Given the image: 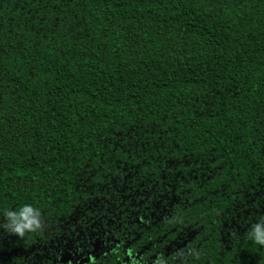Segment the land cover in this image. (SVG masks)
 Returning a JSON list of instances; mask_svg holds the SVG:
<instances>
[{
  "label": "trees",
  "instance_id": "16d2710c",
  "mask_svg": "<svg viewBox=\"0 0 264 264\" xmlns=\"http://www.w3.org/2000/svg\"><path fill=\"white\" fill-rule=\"evenodd\" d=\"M25 204L0 264H264V0H0V224Z\"/></svg>",
  "mask_w": 264,
  "mask_h": 264
},
{
  "label": "clouds",
  "instance_id": "9594fccd",
  "mask_svg": "<svg viewBox=\"0 0 264 264\" xmlns=\"http://www.w3.org/2000/svg\"><path fill=\"white\" fill-rule=\"evenodd\" d=\"M3 215L5 222L0 226L18 236H23L25 231H36L41 227L39 210L28 204L21 206L17 211L5 210ZM248 238L255 244L264 246V218L251 226Z\"/></svg>",
  "mask_w": 264,
  "mask_h": 264
},
{
  "label": "water",
  "instance_id": "95a60500",
  "mask_svg": "<svg viewBox=\"0 0 264 264\" xmlns=\"http://www.w3.org/2000/svg\"><path fill=\"white\" fill-rule=\"evenodd\" d=\"M100 248V241L96 240L93 244V253H96L98 249ZM71 258L70 254H65L62 258L61 261L65 262Z\"/></svg>",
  "mask_w": 264,
  "mask_h": 264
},
{
  "label": "flooded vegetation",
  "instance_id": "af4514ba",
  "mask_svg": "<svg viewBox=\"0 0 264 264\" xmlns=\"http://www.w3.org/2000/svg\"><path fill=\"white\" fill-rule=\"evenodd\" d=\"M98 250H99V249H98ZM92 252H93V249H92ZM64 255H65V254H64ZM64 255H63V256H64ZM63 256H62V257H63ZM70 259H71V258H70Z\"/></svg>",
  "mask_w": 264,
  "mask_h": 264
}]
</instances>
